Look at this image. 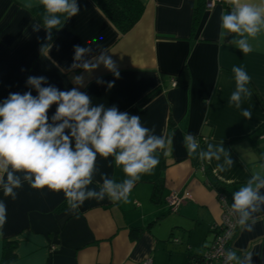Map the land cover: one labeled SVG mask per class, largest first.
Masks as SVG:
<instances>
[{"label":"crops","instance_id":"crops-1","mask_svg":"<svg viewBox=\"0 0 264 264\" xmlns=\"http://www.w3.org/2000/svg\"><path fill=\"white\" fill-rule=\"evenodd\" d=\"M99 1L78 0L80 13L61 31H53L51 59H46L37 39L43 42L46 33L32 29L42 10H25L21 0H0V100L10 92L28 91L29 75H43L60 90L71 89V76L82 72L67 71L73 46H87L93 37L103 36L98 43L118 64L120 78L101 65L80 90L92 96L93 103L115 104L120 111L140 115L145 126L155 125L156 133L172 137L173 143L157 150L159 164L142 175L128 202L87 200L76 214H69L67 203L59 208L66 202L62 192L32 189L25 183L13 201L0 190V200L7 204V222L0 228V264L5 240L16 242V259L8 264H143L149 257L153 264H189L188 248L194 254L204 252L222 214L220 196L208 186V177L225 184L232 198L251 175L264 176V133L256 132L264 124V32L252 41L255 50L244 54L228 45L232 36L226 37L225 46L218 42L219 17L230 9L228 0L212 8H206L207 0H140V19L122 33ZM234 65L243 66L252 78L253 95L243 105L252 110L250 120L227 104L235 88ZM101 76L114 86L98 85L95 78ZM154 89L158 92L142 101ZM55 110L53 105L48 115ZM187 133L195 134L202 148L223 141L234 167L220 172L216 161L189 155L184 146ZM112 160L98 156L96 166L122 181L121 168L109 166ZM160 178V200L154 201ZM100 184L97 174L89 187L98 189ZM185 190L190 197L171 208L167 197ZM256 215L254 231L238 226L231 249L237 255L252 252L253 264H264V212Z\"/></svg>","mask_w":264,"mask_h":264},{"label":"clouds","instance_id":"clouds-1","mask_svg":"<svg viewBox=\"0 0 264 264\" xmlns=\"http://www.w3.org/2000/svg\"><path fill=\"white\" fill-rule=\"evenodd\" d=\"M229 10L220 13L218 42L247 54L253 52L252 41L264 32V0H228ZM21 7L31 11L42 10L41 17L32 25L34 32L45 31L43 42L37 37L39 53L51 59L53 31H61L67 22L76 17L81 9L78 0H21ZM103 36L93 37L88 45H74L73 62L67 71L81 69V74L72 75L74 85L69 90H60L49 83L46 76L29 75L23 93L10 92L0 100V190L4 197L15 201L18 190L27 183L32 189L47 188L54 193L62 192L67 203V213L76 214L87 200L128 202L134 186L143 174H151L159 164L158 149H167L172 137L157 134L155 125L145 126L140 115L120 111L113 104L93 103V97L81 88L86 87L92 73L101 65L116 78L120 71L109 51L98 43ZM92 45L96 47L93 48ZM57 50L59 46H56ZM25 71V69H21ZM235 88L228 99V106L240 111L250 120L252 110L243 105L252 98L249 87L251 76L243 66L231 69ZM87 74V75H85ZM98 85L107 84L110 89L114 81L96 77ZM32 90L36 95L32 94ZM56 110L48 115L50 108ZM184 146L189 155L195 153L203 161L217 162L220 172L234 167L229 149L220 143L207 142L202 148L193 133L184 136ZM112 157L111 167L121 168L125 178L117 181L96 166L97 157ZM101 176L99 188L89 187L95 176ZM264 176L251 175L237 191L232 193L228 211L237 217L241 231H254L257 213L264 212ZM7 222V204L0 200V228ZM224 264H253V254L229 249L224 253Z\"/></svg>","mask_w":264,"mask_h":264},{"label":"trees","instance_id":"trees-1","mask_svg":"<svg viewBox=\"0 0 264 264\" xmlns=\"http://www.w3.org/2000/svg\"><path fill=\"white\" fill-rule=\"evenodd\" d=\"M205 4V3H204ZM203 4L199 6L201 9ZM99 7L103 11V13L111 20V22L117 27L119 31L125 33L129 31L135 23L140 19L143 13V4L140 0H100ZM198 8L195 11L197 13ZM196 19V15H195ZM158 92V89H154L153 91L149 92L142 101H146L154 96ZM257 133H264V124H262L257 130ZM208 186L210 188H214L220 197H224L227 199V203L231 205L232 198L226 189V185L222 182L218 181L215 177L209 178ZM163 188V179L160 178L155 183V191L153 193L152 199L154 201H159L160 194ZM66 202H63L59 206L61 208ZM138 230H142L143 228H135ZM16 242L5 240L3 242V249H2V257H1V264H8L13 262L16 259L15 247ZM209 246L206 247V250ZM231 249V242L228 243V250ZM204 252H200V254H194L191 248H188V263L189 264H203L204 263Z\"/></svg>","mask_w":264,"mask_h":264},{"label":"built area","instance_id":"built-area-1","mask_svg":"<svg viewBox=\"0 0 264 264\" xmlns=\"http://www.w3.org/2000/svg\"><path fill=\"white\" fill-rule=\"evenodd\" d=\"M225 0H207L206 8H212L216 2H223ZM190 197V192L185 190L181 195L171 193L167 197V202L171 208L175 209L185 199ZM224 197H220L222 214L220 222L212 226L213 240L208 249L204 253L203 264H224V253L228 250V243L231 242L238 225L236 224L237 217L228 211V207L224 203ZM227 205H229L227 203ZM143 264H153L152 258L149 257L144 260Z\"/></svg>","mask_w":264,"mask_h":264}]
</instances>
